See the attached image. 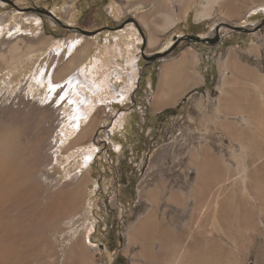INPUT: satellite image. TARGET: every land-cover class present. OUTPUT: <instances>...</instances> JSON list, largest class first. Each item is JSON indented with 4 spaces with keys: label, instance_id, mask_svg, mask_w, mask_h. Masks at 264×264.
I'll use <instances>...</instances> for the list:
<instances>
[{
    "label": "rangeland",
    "instance_id": "rangeland-1",
    "mask_svg": "<svg viewBox=\"0 0 264 264\" xmlns=\"http://www.w3.org/2000/svg\"><path fill=\"white\" fill-rule=\"evenodd\" d=\"M79 37L78 56L67 47L58 56V42ZM116 42L120 78L102 89L93 67ZM184 56L196 84L155 112L165 70ZM44 65L60 85L52 99L34 79ZM76 75L91 79L95 94L79 93L96 106L80 138H67L72 103L61 98ZM163 182L176 186H153ZM177 190L180 209L146 201ZM119 255L264 264V0H0V264H115Z\"/></svg>",
    "mask_w": 264,
    "mask_h": 264
},
{
    "label": "bare ground",
    "instance_id": "bare-ground-1",
    "mask_svg": "<svg viewBox=\"0 0 264 264\" xmlns=\"http://www.w3.org/2000/svg\"><path fill=\"white\" fill-rule=\"evenodd\" d=\"M200 15H201V17L209 16L208 13H201ZM151 18H153V17H151ZM151 18H150V20H151ZM165 20L168 21V23L170 24V27H174L177 24V19H173L171 16H165ZM144 21L146 22L145 23L146 27L149 28L150 27V24L148 22L149 18H146ZM39 40H41V37L39 38ZM137 41H139V40L137 39ZM84 42H85V40L83 37H79L76 40H72V41L65 42V43L58 42V44L55 48V51L59 56L63 52V49L67 47L68 50H67V52H64V53L68 56H71V57L73 56L75 58L76 56H78L80 54V51H81V48L83 47ZM116 43H117V45L114 47L113 46L112 47H109V46L105 47L106 50H105V54H103V56L105 57V55H106V56H108V58H106V59L102 58L98 61L96 60L97 62H99L100 65L96 66V64H95L93 68L98 69V70L95 71V73L91 72L93 75L92 80L94 79V82H97L100 80V82H99L100 88H102V89H106V85L109 84V79L113 78V76H116L117 79L120 78V76L118 75V72H116V70L121 67V64L118 63L117 58H118V55H123L124 49L123 50L121 49V47H120L121 45L118 44L119 42H116ZM132 47H133V45H128V57L130 55H132ZM116 53L118 55H116ZM126 62H127V66L131 67V71L129 73L130 74L129 78L135 79L136 75L138 74V71H137L138 65L135 63L136 59L134 57H132L130 60L129 59H128V61L126 60ZM47 66H49V65H47ZM72 74H74V73H72ZM99 75L102 76V79H98ZM34 77H35L34 78L35 81L39 84V86H40V84L44 85V86L46 84L48 86L49 93H47V98L48 99L54 98L56 90L60 87V85L53 81V77H54L53 65L51 67H49V69L46 68V65L41 66L39 69L36 70ZM90 80L91 79L82 80L77 75L72 76V78H70L68 80V86L69 87L67 88L64 95L61 98V100H62L63 98L68 97L69 98V103H68L69 106L72 103V105L69 107V109L68 108L64 109L65 110L64 112L70 118V120L66 121V123H65V126L67 127V130H68L67 131V133H68L67 138H71L72 136L73 137L76 136L77 138L78 137L80 138L82 133L90 126V123L92 121L93 106H96L95 100H94L93 96H91V98L89 99V97L84 96V95L79 93L80 87L82 88V86H85V87L89 88L90 90H92V87L90 86L91 84L88 85V82H90ZM98 90H100V89H98ZM91 92H93L95 94V92H96L95 88ZM107 95L108 96L104 97L105 99H109L110 94L107 93ZM86 132H88V131H86ZM83 136H85V135H83ZM93 158H94V153L91 152V150L88 152H85L83 154V156H82V163H83L82 164V171H84L86 166H88L91 163ZM73 230H74V228H73ZM88 238H89L88 239L89 244H92L93 242L90 240L89 235H88Z\"/></svg>",
    "mask_w": 264,
    "mask_h": 264
},
{
    "label": "crops",
    "instance_id": "crops-1",
    "mask_svg": "<svg viewBox=\"0 0 264 264\" xmlns=\"http://www.w3.org/2000/svg\"><path fill=\"white\" fill-rule=\"evenodd\" d=\"M188 57L184 56L181 60V64H173L170 66V68L175 69V71L171 70L169 68V70H165V73L163 74V81L166 83L167 86H164L162 88V90L160 91V96L156 101V106H155V112H159L163 109L164 106H166L167 104L171 103V102H176L180 96H182L183 94H185V92L187 91L188 87H193L194 84H196L194 82V78H192L193 72L191 71V67L188 65ZM180 62V61H179ZM229 65L228 61L225 62V67L227 68ZM178 66L179 71H177L178 69H176ZM167 74V75H166ZM181 80L180 83H176V81ZM184 79V80H183ZM178 84V85H175ZM226 85V83H224ZM236 84H240L239 82H236ZM175 85V86H173ZM225 85H223V88L220 90L221 93H223V91H225ZM229 107L226 108L227 113L229 112ZM217 127L220 129H224L226 127H224V123H217ZM231 128H233V126H231ZM222 130L219 132H221L222 134L225 132H222ZM224 131V130H223ZM229 133H232L231 131H229ZM153 186H176L173 183H169V182H163V183H158L157 185H153ZM165 190V189H164ZM154 195V194H153ZM151 193L146 194V201L147 203H149V206H158L160 205V201L159 200H164V202L166 201L165 204H167L169 207L172 208H176V209H180L183 207V205H185L186 203V194L184 191H170L169 195H166L164 198L157 197L154 196ZM166 198V199H165Z\"/></svg>",
    "mask_w": 264,
    "mask_h": 264
},
{
    "label": "trees",
    "instance_id": "trees-1",
    "mask_svg": "<svg viewBox=\"0 0 264 264\" xmlns=\"http://www.w3.org/2000/svg\"><path fill=\"white\" fill-rule=\"evenodd\" d=\"M170 111H165L163 113H161L158 118H166L167 116H169ZM125 264L126 263V259L124 258V256L119 255L118 258L116 259L115 264Z\"/></svg>",
    "mask_w": 264,
    "mask_h": 264
},
{
    "label": "water",
    "instance_id": "water-1",
    "mask_svg": "<svg viewBox=\"0 0 264 264\" xmlns=\"http://www.w3.org/2000/svg\"><path fill=\"white\" fill-rule=\"evenodd\" d=\"M84 34H86V35H95L96 33H91V32H88V31H82Z\"/></svg>",
    "mask_w": 264,
    "mask_h": 264
}]
</instances>
